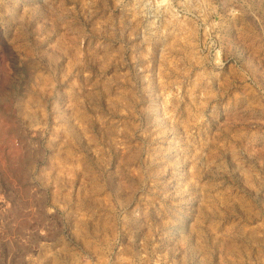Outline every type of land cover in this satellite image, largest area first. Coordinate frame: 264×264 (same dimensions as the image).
<instances>
[{
    "label": "rangeland",
    "instance_id": "1",
    "mask_svg": "<svg viewBox=\"0 0 264 264\" xmlns=\"http://www.w3.org/2000/svg\"><path fill=\"white\" fill-rule=\"evenodd\" d=\"M84 256L264 264V0H0V264Z\"/></svg>",
    "mask_w": 264,
    "mask_h": 264
},
{
    "label": "built area",
    "instance_id": "2",
    "mask_svg": "<svg viewBox=\"0 0 264 264\" xmlns=\"http://www.w3.org/2000/svg\"><path fill=\"white\" fill-rule=\"evenodd\" d=\"M73 264H108V259L105 257L104 260L96 258H91V257H80L74 261ZM155 264V263H152Z\"/></svg>",
    "mask_w": 264,
    "mask_h": 264
},
{
    "label": "bare ground",
    "instance_id": "3",
    "mask_svg": "<svg viewBox=\"0 0 264 264\" xmlns=\"http://www.w3.org/2000/svg\"><path fill=\"white\" fill-rule=\"evenodd\" d=\"M122 247V246H121ZM99 254H101V253H99ZM123 256V255H122ZM101 257V256H100ZM115 257V256H114ZM102 258V257H101ZM104 260V259H103ZM136 261V260H135ZM129 262V261H128Z\"/></svg>",
    "mask_w": 264,
    "mask_h": 264
}]
</instances>
